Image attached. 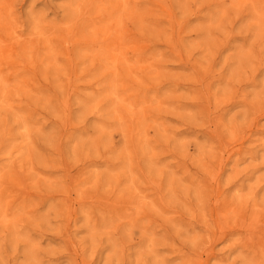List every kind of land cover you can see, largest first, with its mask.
Returning <instances> with one entry per match:
<instances>
[{
  "label": "rangeland",
  "instance_id": "rangeland-1",
  "mask_svg": "<svg viewBox=\"0 0 264 264\" xmlns=\"http://www.w3.org/2000/svg\"><path fill=\"white\" fill-rule=\"evenodd\" d=\"M31 3L38 20L57 18L61 29L81 9L101 19L89 29L70 27L71 37L93 49L66 55L38 42L40 33L22 16L14 32L24 33L16 39L25 45L0 53V167L13 163L30 186L24 210L0 206V264H188L206 230L194 218L192 182L207 175L204 164L221 160L222 183L241 174L229 198L249 212V231L233 239L250 246L249 264H264V220L251 223L264 212V115L252 109L264 102V15L254 0H173L175 22L186 24L180 34L148 0H28L23 14ZM152 19L159 21L147 26ZM232 31L248 41L237 39L216 59ZM149 35L153 50L145 59L119 63L100 48L119 38L132 57ZM32 40L37 50L30 51ZM171 51L203 69L219 59L214 75L224 78L208 91L207 83L195 84L190 65L158 63ZM162 173L163 195L149 182ZM1 181L0 196L18 189ZM163 230L173 240L162 242ZM231 243L218 242L209 264L238 260Z\"/></svg>",
  "mask_w": 264,
  "mask_h": 264
},
{
  "label": "bare ground",
  "instance_id": "bare-ground-1",
  "mask_svg": "<svg viewBox=\"0 0 264 264\" xmlns=\"http://www.w3.org/2000/svg\"><path fill=\"white\" fill-rule=\"evenodd\" d=\"M27 2L28 0H0V53L17 51L23 48V46L25 45L24 41L19 42L16 39L17 37H22L24 33L22 34L14 32L15 26L22 18V16L28 17V21L31 23V26H33V29H37L38 33H40L41 38L36 39L38 42H40L43 46L47 45L48 47H52V49H61L63 53H66V55H70L74 50H76V47H87L86 45L81 44L80 40L77 37L73 38L70 36V27H74L75 30H79L82 26H88L89 29L97 25L101 19V15L96 16V14H92L86 9H81V11H76L74 15L72 14L73 16H75V18H70L68 20V27L65 29H61L60 26L57 25V18L54 21H47L46 16L43 14L38 20L37 17L39 15L36 10L32 7L34 3H31V5H29L31 9L28 11V13L23 14L21 10L24 8ZM148 5L153 7V9H159V13L157 14H164L170 20L173 33L178 32V34H180L183 31L186 24H183L182 22H175L177 20H175L173 0H148ZM254 5H256L260 9V12L264 15V0H254ZM129 6L135 9L140 6V4L132 3ZM189 10H191V7H189ZM152 13L153 11H151V14ZM154 21L159 20L152 19L150 21H146V23H148L146 25H156ZM36 22H38L37 25L35 24ZM50 38L53 39L51 40ZM239 38H241L244 43L248 41V38L238 37L233 33V31L230 32L228 36L222 38L221 44L217 47L218 53L215 55L216 59L228 50L226 47L229 44H231L232 42H236V40ZM118 39H113L109 42L106 41L103 44L101 43L100 48H102L103 45V47L109 50L108 52L112 53L111 58L113 60H118L119 63H127L135 57H137L139 60L145 59L146 56H148L149 53L153 50V43L151 41V36L149 35L145 39L146 45L143 51L141 53L134 54L132 57H129L128 55H125L123 50H121V42ZM33 41L34 40L31 41L32 43L30 42V51L33 49L37 50L35 48L37 46L34 45ZM135 45H137V42H135ZM91 46L92 45L87 48L89 50H92L93 46ZM243 48L244 46L241 47V49ZM152 54L153 53H151V55ZM166 58H176L180 64H184L185 66L190 65V69L198 75L195 84L203 85L202 81L207 83L209 85L206 87L208 91H210L212 86L214 87L213 84L216 81H220L224 78L222 74L218 76L214 75V73L216 72L214 71V66L216 63H218L219 59L211 60V65L208 66L207 69H203L197 64V62L191 64L190 55H185L183 52L180 51H171V54H163L162 59L158 61V63L161 64L165 62ZM261 71V63L258 62L256 71L250 77H248V79L254 82L260 76ZM240 77H243V75L241 74ZM252 109L256 113H259L260 116H263L264 102H257L252 106ZM232 153L233 152H230L228 155ZM231 157L232 155L229 156L228 159H230ZM244 159L245 158L242 157L235 160V169L238 167V165H240V163H242ZM223 165L224 164L222 160L220 162H217L213 167L209 166L208 164H204L203 167L208 169L207 175L199 176L198 174H195L197 178L192 182V185L195 187V198L199 202L197 204L198 211L200 212L199 214L195 215L194 218H198L199 221L206 222V230L204 231L205 234L203 242L197 247L195 251L192 252L193 257H196V259H193L191 256H188V264H209L211 251L214 249V246L218 242L221 243L227 241L232 242L227 247V249H230V255L232 253L240 251L238 257L239 259L233 261L232 264H235L236 262H240L242 264H249L250 262L249 259L251 257L249 258L248 255V250L250 246L240 239H233L235 236L238 235V232H246L247 229L248 231L250 229V226H248V208L242 207V202L235 204L233 200L229 198L230 193L233 190L237 179L241 176V174L236 172L234 174V177L232 179H229L224 184L222 183V178L220 174ZM180 167H186V165L182 164ZM257 169L253 170V174L256 173ZM0 171L3 174V176L0 177L2 181L7 182L8 180L11 188L18 187V189L11 191L8 196H0V206L2 208L8 206V211L11 213H16L18 210H24V197L27 195L26 190H29L30 188L29 185H24V182L26 181L25 175L17 174L18 169L15 168V165L13 163H5L1 165ZM162 175L164 174L162 173L159 176L158 182L153 179H151L149 182L153 186V188H155V191L160 192L163 195L164 176ZM247 178L250 179V177ZM161 200V203L165 205L163 201L165 199ZM256 208L257 206H254V209ZM261 213H263L262 217ZM261 220H264V212H260L257 215L253 214L251 223H259ZM163 232L164 230L162 231V233ZM160 234H158V236ZM163 234V239H161L162 242L173 240V238L169 236V232L167 234ZM170 246L172 250L177 251L176 253L180 258L183 257V251L182 249H178L179 247L176 245V243ZM154 253L156 256L159 255V252L156 250H154ZM203 257L206 258L204 262L202 261ZM256 260L257 259H254V263H257Z\"/></svg>",
  "mask_w": 264,
  "mask_h": 264
}]
</instances>
